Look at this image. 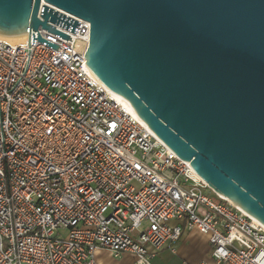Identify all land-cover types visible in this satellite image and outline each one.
<instances>
[{
	"label": "built area",
	"instance_id": "1",
	"mask_svg": "<svg viewBox=\"0 0 264 264\" xmlns=\"http://www.w3.org/2000/svg\"><path fill=\"white\" fill-rule=\"evenodd\" d=\"M73 19L74 32L54 26L68 40L0 36V264H153L191 232L216 264H264V227L91 73L89 23Z\"/></svg>",
	"mask_w": 264,
	"mask_h": 264
},
{
	"label": "water",
	"instance_id": "2",
	"mask_svg": "<svg viewBox=\"0 0 264 264\" xmlns=\"http://www.w3.org/2000/svg\"><path fill=\"white\" fill-rule=\"evenodd\" d=\"M71 17L91 73L264 227V0H0V36L68 40Z\"/></svg>",
	"mask_w": 264,
	"mask_h": 264
},
{
	"label": "rangeland",
	"instance_id": "3",
	"mask_svg": "<svg viewBox=\"0 0 264 264\" xmlns=\"http://www.w3.org/2000/svg\"><path fill=\"white\" fill-rule=\"evenodd\" d=\"M213 196L212 193L209 194ZM216 201V199H214ZM208 239L201 234L185 237L178 243H175L173 256L166 262L163 261V256L154 260L153 264H212L209 260L210 252L208 249ZM108 255V254H107ZM102 260L106 264H131L130 258L126 255L119 258H112L109 255L103 256Z\"/></svg>",
	"mask_w": 264,
	"mask_h": 264
},
{
	"label": "crops",
	"instance_id": "4",
	"mask_svg": "<svg viewBox=\"0 0 264 264\" xmlns=\"http://www.w3.org/2000/svg\"><path fill=\"white\" fill-rule=\"evenodd\" d=\"M194 234H198V233H196V232H191V233H187V234H185L178 242H180L181 240H183L185 237H189V236H193ZM177 242V243H178ZM207 245H208V249H209V252H210V246H209V244L207 243ZM173 247V249L175 250V246L173 245L172 246ZM173 254H174V252H172L171 251V249H168V248H166V249H164L158 256H157V258L158 257H160V256H163L164 258H163V261L164 262H166V261H168L172 256H173ZM103 256H108L106 253H104V252H99V253H97V256H96V260H97V262L99 263V264H106L103 260H102V257ZM124 256V255H123ZM126 256H128L129 258H130V262H131V264H132V258L129 256V255H126ZM209 260H211V262H212V264H216L215 262H214V260L211 258V253H210V257H209ZM153 263H154V261H153ZM201 264H205L204 262L203 263H201Z\"/></svg>",
	"mask_w": 264,
	"mask_h": 264
},
{
	"label": "bare ground",
	"instance_id": "5",
	"mask_svg": "<svg viewBox=\"0 0 264 264\" xmlns=\"http://www.w3.org/2000/svg\"><path fill=\"white\" fill-rule=\"evenodd\" d=\"M20 39V36H18V37H10V38H7V40H9V41H16V40H19ZM119 101H121V102H123L124 104H126L128 107H129V103L126 101V100H124L123 98H121V97H119V96H115ZM130 108V107H129ZM131 109V108H130ZM131 111H132V109H131ZM132 113H133V111H132ZM224 200H226L227 202H229V203H231L232 205H234L231 201H229L227 198H225V197H223V196H221ZM234 206H236V205H234ZM237 207V206H236ZM237 208H239V207H237ZM240 209V208H239ZM256 221V220H255Z\"/></svg>",
	"mask_w": 264,
	"mask_h": 264
}]
</instances>
